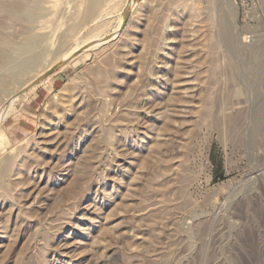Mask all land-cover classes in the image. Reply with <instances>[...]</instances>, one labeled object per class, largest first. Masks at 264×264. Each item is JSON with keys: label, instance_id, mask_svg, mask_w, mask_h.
<instances>
[{"label": "rangeland", "instance_id": "1", "mask_svg": "<svg viewBox=\"0 0 264 264\" xmlns=\"http://www.w3.org/2000/svg\"><path fill=\"white\" fill-rule=\"evenodd\" d=\"M20 1L0 264H264V0Z\"/></svg>", "mask_w": 264, "mask_h": 264}, {"label": "bare ground", "instance_id": "2", "mask_svg": "<svg viewBox=\"0 0 264 264\" xmlns=\"http://www.w3.org/2000/svg\"><path fill=\"white\" fill-rule=\"evenodd\" d=\"M18 1V0H17ZM131 1L132 0H129V2H128V5L130 6V3H131ZM13 2H14V0H13ZM9 3V4H4V5H6V6H3V8L4 7H6L7 8V11L8 12H11V13H13V14H25L27 11H29L30 10V8L28 7V5H23V4H21L22 2L20 1V2H18V3H20V4H17V2L16 3ZM1 7V6H0ZM5 9V8H4ZM126 10V9H125ZM124 10V11H125ZM31 13H32V11H31ZM31 13H29V14H31ZM127 14V13H126ZM125 14V15H126ZM110 40H111V38H109ZM109 39L107 38V39H94V40H89L88 42H86V43H83V45L81 46H77L78 48L79 47H81L79 50H82L83 49V51L85 50V49H87V48H91V47H99V45L100 44H104V42H108L109 41ZM114 39V38H113ZM29 40H31L32 42H35V40H34V38H30ZM8 45H7V50L8 51H5L4 49L3 50H1L0 51V70H4V69H6V68H8V66L10 65V63H11V58H12V54L13 53H16V52H18L20 49H21V47L20 46H18L17 44L15 45V44H9V43H7ZM27 44V43H26ZM6 45V44H5ZM26 47V46H25ZM77 48V49H78ZM73 49V48H72ZM79 50H73V51H75V52H77V51H79ZM75 52H68V54L65 56V57H63L62 56V58L61 59H63V58H65V59H63L62 61H61V63H59V61L58 62H55L54 64H51L48 68H47V70H46V72L47 71H49V70H52V69H54L55 68V66H57L56 64H58L59 63V65H61L60 67H63L67 62H69L70 60H72L73 59V55H74V53ZM82 52V51H81ZM17 54V53H16ZM35 58H37L36 57V55L34 56ZM75 57V56H74ZM82 64V63H81ZM88 64V63H87ZM90 65V64H89ZM86 67V66H85ZM60 69V68H59ZM8 72V71H7ZM76 76V75H75ZM41 78H43V74H40V75H38L37 77H35L33 80H32V82L30 83V84H28V85H26V86H24V87H22L19 91H17V92H14L13 94V97L15 98V97H18L22 92H24L26 89H28L29 88V85H32V83L34 84V83H36V82H38V81H40V79ZM86 78V77H85ZM70 84V83H69ZM69 84H64V86L61 88V90L64 92H66L67 90H69V88H71L72 89V87H70L69 86ZM34 87V86H33ZM79 90V89H78ZM27 91V90H26ZM55 96L57 95V93H55L54 94ZM74 98L76 99L77 98V95L76 94H74L73 96H72V98H71V100H74ZM70 99V98H69ZM70 100V101H71ZM51 101V100H50ZM12 102V101H11ZM52 102H53V100H52ZM5 104V103H4ZM78 104V103H77ZM77 104H75V105H77ZM10 105V104H9ZM73 106V105H72ZM73 108V107H72ZM75 108V107H74ZM2 112V111H1ZM3 114V113H2ZM1 168H2V166H1V164H0V170H1Z\"/></svg>", "mask_w": 264, "mask_h": 264}, {"label": "crops", "instance_id": "3", "mask_svg": "<svg viewBox=\"0 0 264 264\" xmlns=\"http://www.w3.org/2000/svg\"><path fill=\"white\" fill-rule=\"evenodd\" d=\"M40 99V95H39V93H35L34 95H33V97H32V99H31V102L32 103H37L38 101H40L39 100ZM27 121H29V123H31V121L28 119Z\"/></svg>", "mask_w": 264, "mask_h": 264}, {"label": "water", "instance_id": "4", "mask_svg": "<svg viewBox=\"0 0 264 264\" xmlns=\"http://www.w3.org/2000/svg\"><path fill=\"white\" fill-rule=\"evenodd\" d=\"M83 51L82 50H79L77 52L74 53V55L72 57H74L75 55H77L79 52ZM61 65H57L53 70H51L50 72L46 73L43 77H45L46 75H48L49 73H51L52 71L56 70L58 67H60Z\"/></svg>", "mask_w": 264, "mask_h": 264}]
</instances>
